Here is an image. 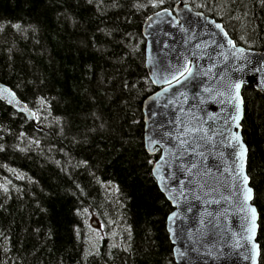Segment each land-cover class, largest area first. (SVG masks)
I'll return each instance as SVG.
<instances>
[{
  "label": "trees",
  "instance_id": "trees-1",
  "mask_svg": "<svg viewBox=\"0 0 264 264\" xmlns=\"http://www.w3.org/2000/svg\"><path fill=\"white\" fill-rule=\"evenodd\" d=\"M236 1L224 14L237 16L233 27L217 11H201L236 44L247 46L238 38L247 24L251 47L264 49V0ZM156 5L0 0V81L35 113L33 123L0 100V264H176L166 228L173 208L152 174L158 154L144 146L143 101L157 87L142 26ZM241 92L264 264V95L252 86ZM89 213L113 221L126 243L103 237L89 252Z\"/></svg>",
  "mask_w": 264,
  "mask_h": 264
},
{
  "label": "water",
  "instance_id": "water-1",
  "mask_svg": "<svg viewBox=\"0 0 264 264\" xmlns=\"http://www.w3.org/2000/svg\"><path fill=\"white\" fill-rule=\"evenodd\" d=\"M142 33L157 87L143 101L144 146L158 154L152 174L173 208L166 228L175 263L259 264L241 90L264 95V49L236 44L221 21L182 1L150 13ZM0 100L35 123L1 81Z\"/></svg>",
  "mask_w": 264,
  "mask_h": 264
},
{
  "label": "rangeland",
  "instance_id": "rangeland-1",
  "mask_svg": "<svg viewBox=\"0 0 264 264\" xmlns=\"http://www.w3.org/2000/svg\"><path fill=\"white\" fill-rule=\"evenodd\" d=\"M176 1H179V0H176ZM194 1V2H193ZM186 3H190L192 4L193 6L195 5V8L198 9V10H201V8H203V11L205 12H208L209 14L211 12H216L217 14H219L220 16L222 17H225V15H227L226 11L227 10H230V9H234L236 10L237 8L235 6L237 1L236 0H218L215 7L212 6L214 0H209V3H202L200 2V0H190L189 1H184ZM158 3L160 5H156L157 6V9H161V8H164V5L163 4V0H158ZM215 3V2H214ZM204 4V5H203ZM161 6V7H160ZM167 7V6H165ZM168 7H171V6H168ZM225 12V13H224ZM221 17V18H222ZM245 18H249L248 16V13H245V15L243 16ZM227 23H230L229 26L230 27H233V24L235 25V23H231L232 20L234 21H237V16L234 15L230 18H226L225 19ZM248 26L247 24H241V27L243 28V30L241 32H243L244 34H240L238 33V35L240 37H237L247 45V47L249 48H252V36L249 34H245L246 33V28L244 27ZM252 31V30H251ZM252 34V33H251ZM88 218H87V223H86V234H87V244H88V251H92V250H95L96 247L98 246V243L100 241V239H102L103 237H107L109 239V242L111 243V245H116V244H124L126 243V239H125V232L124 230H122L121 228H119L118 226H115L113 225V221L107 223V224H104L100 221L97 220V217L92 214V213H89L88 214Z\"/></svg>",
  "mask_w": 264,
  "mask_h": 264
},
{
  "label": "snow or ice",
  "instance_id": "snow-or-ice-1",
  "mask_svg": "<svg viewBox=\"0 0 264 264\" xmlns=\"http://www.w3.org/2000/svg\"><path fill=\"white\" fill-rule=\"evenodd\" d=\"M240 87L239 84L236 85V88L238 89ZM238 139V137H237ZM247 199H251V189L248 190V193H247V196H246ZM253 212V221L255 220V209L252 210ZM255 229V225L253 224V231Z\"/></svg>",
  "mask_w": 264,
  "mask_h": 264
}]
</instances>
